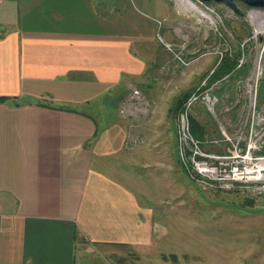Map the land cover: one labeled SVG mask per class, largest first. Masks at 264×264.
<instances>
[{
  "label": "crops",
  "instance_id": "crops-1",
  "mask_svg": "<svg viewBox=\"0 0 264 264\" xmlns=\"http://www.w3.org/2000/svg\"><path fill=\"white\" fill-rule=\"evenodd\" d=\"M172 13L166 0H0V264H101L148 241L157 200L134 168L160 167L162 150L130 151L127 120L86 107L159 78L156 20Z\"/></svg>",
  "mask_w": 264,
  "mask_h": 264
},
{
  "label": "rangeland",
  "instance_id": "rangeland-1",
  "mask_svg": "<svg viewBox=\"0 0 264 264\" xmlns=\"http://www.w3.org/2000/svg\"><path fill=\"white\" fill-rule=\"evenodd\" d=\"M166 1L175 18L170 26H164L163 21L161 33L173 47L168 51L156 40L160 59L156 61L155 77L159 78L129 85L116 108L86 107L89 112L95 109L96 115L126 119L130 137H137L130 151L146 142V148L161 149L163 155V164L156 169L134 168L139 179L147 183L146 202L157 200L148 241L130 248L109 247L97 255L101 264H264L263 195L253 196L244 182L223 189L215 179L222 177L217 170L197 173V157L192 160L186 154L191 158L181 159L177 150L181 105L171 113L172 102L186 95L184 101L204 83V88L218 95L219 102L214 114L202 103H195L202 106L197 105L192 117L204 124V130H198L199 125L191 120L195 104L190 109V133L200 140V149L228 154L235 133L240 132L243 152L252 133L251 143L257 147L251 154L264 156V94L261 98L259 92L264 80V8L251 10L239 4L242 15H238L221 3L209 2L214 10L210 20L197 12L177 9L173 0ZM252 13L257 14L251 18ZM226 57L235 61L234 68L212 80L214 68ZM134 88L139 92L137 96ZM255 89L254 107L249 90L253 95ZM217 120H221L230 138L219 144L211 141L222 137ZM191 122L197 127V135L192 132ZM194 147V141L183 143L185 151ZM203 181L211 188L203 189Z\"/></svg>",
  "mask_w": 264,
  "mask_h": 264
},
{
  "label": "built area",
  "instance_id": "built-area-1",
  "mask_svg": "<svg viewBox=\"0 0 264 264\" xmlns=\"http://www.w3.org/2000/svg\"><path fill=\"white\" fill-rule=\"evenodd\" d=\"M174 6L177 9H182L186 13L197 12L201 17L209 18L212 20L213 8L209 3H201L197 0H173ZM197 8V9H196ZM251 10H263L262 8L251 7ZM197 10H200L197 11ZM257 13H252L250 17L256 16ZM157 32L156 39L163 47L171 51L173 44L167 42L161 33L163 28V21L156 20ZM256 89L254 94L249 90V100L252 104L256 105ZM134 96L139 94L138 90L134 88ZM253 96V97H252ZM196 102L202 103L206 109L212 114L215 113V106L219 102L218 95L211 92L210 88H204V83H201L194 91H192L187 98L181 104V110L178 112L177 117V150L180 151V158L188 160L192 156V160L196 157L199 159L194 163L197 173L207 174L214 170H217L222 174L221 178H215L218 180L219 185L223 189L232 188L237 183H247L245 188L250 189L254 195H263L264 198V156H253L251 150H254L257 145L255 142L251 143L252 133L249 134V142L247 148L242 152L240 146L241 133L236 132L235 141L232 143V150L228 153H206L199 147L200 140L193 138L190 133L189 114L190 109ZM222 137L213 138L211 141L220 143L223 139H230L224 131V126L221 120H217ZM137 140V137H129L126 139V147H130L131 143ZM187 140L194 141V149L185 151L183 149V143H187ZM182 148V149H181ZM203 189L207 190L211 188L203 181Z\"/></svg>",
  "mask_w": 264,
  "mask_h": 264
},
{
  "label": "trees",
  "instance_id": "trees-1",
  "mask_svg": "<svg viewBox=\"0 0 264 264\" xmlns=\"http://www.w3.org/2000/svg\"><path fill=\"white\" fill-rule=\"evenodd\" d=\"M235 61L226 57L224 58L221 62H219L216 67L214 68L213 75H212V80L216 78H221L224 76V74L228 73L234 68ZM260 96L261 98L263 97L264 94V80L261 82L260 88H259ZM186 96V95H185ZM185 96H181L177 98L173 104V107L171 108V113L176 112V109L180 107L183 99ZM6 98L0 97V101L5 100ZM264 99V98H263ZM194 121L193 119H191ZM191 127H192V132L197 135V127L192 125L191 122Z\"/></svg>",
  "mask_w": 264,
  "mask_h": 264
},
{
  "label": "water",
  "instance_id": "water-1",
  "mask_svg": "<svg viewBox=\"0 0 264 264\" xmlns=\"http://www.w3.org/2000/svg\"><path fill=\"white\" fill-rule=\"evenodd\" d=\"M201 3H221L228 9H230L232 12L242 15L241 9L239 7V4L243 6H247L249 8L256 7V8H264V0H197Z\"/></svg>",
  "mask_w": 264,
  "mask_h": 264
},
{
  "label": "bare ground",
  "instance_id": "bare-ground-1",
  "mask_svg": "<svg viewBox=\"0 0 264 264\" xmlns=\"http://www.w3.org/2000/svg\"><path fill=\"white\" fill-rule=\"evenodd\" d=\"M197 9V8H196ZM197 11H199V10H197ZM200 12V11H199ZM253 19H255V18H253ZM262 21V20H261ZM259 22V21H258Z\"/></svg>",
  "mask_w": 264,
  "mask_h": 264
}]
</instances>
